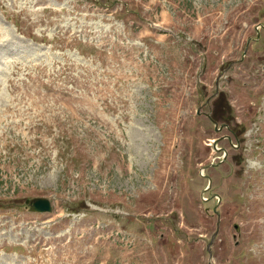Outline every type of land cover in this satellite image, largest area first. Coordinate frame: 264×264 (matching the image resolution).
<instances>
[{
  "label": "rangeland",
  "instance_id": "obj_1",
  "mask_svg": "<svg viewBox=\"0 0 264 264\" xmlns=\"http://www.w3.org/2000/svg\"><path fill=\"white\" fill-rule=\"evenodd\" d=\"M211 193L264 264V0H0V264H207Z\"/></svg>",
  "mask_w": 264,
  "mask_h": 264
},
{
  "label": "water",
  "instance_id": "obj_2",
  "mask_svg": "<svg viewBox=\"0 0 264 264\" xmlns=\"http://www.w3.org/2000/svg\"><path fill=\"white\" fill-rule=\"evenodd\" d=\"M26 204H28L29 209L32 211L36 210H45L48 211L51 206L49 205V201L44 196H36V197H26L23 200Z\"/></svg>",
  "mask_w": 264,
  "mask_h": 264
}]
</instances>
